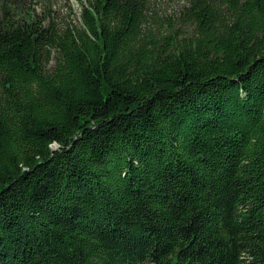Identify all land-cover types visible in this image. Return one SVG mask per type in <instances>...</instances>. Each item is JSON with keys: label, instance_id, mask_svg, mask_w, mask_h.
Masks as SVG:
<instances>
[{"label": "trees", "instance_id": "16d2710c", "mask_svg": "<svg viewBox=\"0 0 264 264\" xmlns=\"http://www.w3.org/2000/svg\"><path fill=\"white\" fill-rule=\"evenodd\" d=\"M183 1L0 0V264H264V0Z\"/></svg>", "mask_w": 264, "mask_h": 264}, {"label": "rangeland", "instance_id": "374dc122", "mask_svg": "<svg viewBox=\"0 0 264 264\" xmlns=\"http://www.w3.org/2000/svg\"><path fill=\"white\" fill-rule=\"evenodd\" d=\"M49 3H52V7L59 9L62 13L61 17L63 18H72L74 15H79V1L80 0H45ZM51 1V2H50ZM151 3H155V8L159 14L171 13L176 10L180 4L184 3L183 0H149ZM36 9H39V5H36ZM66 18V19H67ZM54 61L51 60L48 64V67H52Z\"/></svg>", "mask_w": 264, "mask_h": 264}, {"label": "water", "instance_id": "95a60500", "mask_svg": "<svg viewBox=\"0 0 264 264\" xmlns=\"http://www.w3.org/2000/svg\"><path fill=\"white\" fill-rule=\"evenodd\" d=\"M54 146H57L56 144Z\"/></svg>", "mask_w": 264, "mask_h": 264}]
</instances>
